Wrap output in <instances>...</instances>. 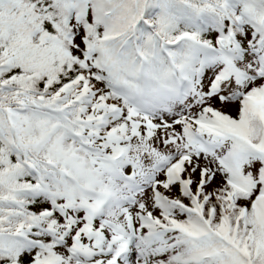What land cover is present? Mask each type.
Returning <instances> with one entry per match:
<instances>
[{"label":"snow or ice","instance_id":"1","mask_svg":"<svg viewBox=\"0 0 264 264\" xmlns=\"http://www.w3.org/2000/svg\"><path fill=\"white\" fill-rule=\"evenodd\" d=\"M0 264H264V0H0Z\"/></svg>","mask_w":264,"mask_h":264}]
</instances>
